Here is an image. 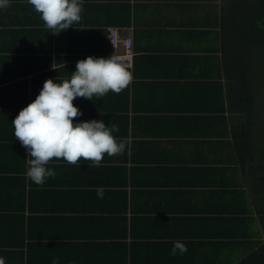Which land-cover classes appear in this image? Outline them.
I'll return each mask as SVG.
<instances>
[{
  "label": "crops",
  "instance_id": "1",
  "mask_svg": "<svg viewBox=\"0 0 264 264\" xmlns=\"http://www.w3.org/2000/svg\"><path fill=\"white\" fill-rule=\"evenodd\" d=\"M242 1L83 0L81 20L61 33L27 0L0 10V256L7 264L260 259L263 192L253 176L264 165L256 155L264 152V90L255 91L249 141L240 137L244 102L225 69V50H240L233 29L244 19ZM114 31L132 40V82L119 94L75 99L83 115L74 122L118 124L114 135L130 138V152L105 154L99 167L53 158L56 176L38 186L25 175L29 157L12 122L47 79H70L89 56L122 54L111 46ZM174 241L187 252L171 255Z\"/></svg>",
  "mask_w": 264,
  "mask_h": 264
},
{
  "label": "clouds",
  "instance_id": "2",
  "mask_svg": "<svg viewBox=\"0 0 264 264\" xmlns=\"http://www.w3.org/2000/svg\"><path fill=\"white\" fill-rule=\"evenodd\" d=\"M10 3L11 0H0V10L7 9ZM27 3L40 14L47 28L60 33L73 28L83 12V0H27ZM132 79L125 57L115 53L108 58L89 56L77 61L70 79L62 82L47 79L34 101L19 111L12 122L14 137L29 157L26 177L43 186L47 179L56 176L54 169L48 167L53 158L72 165L83 159L99 167L105 154L112 157L130 152V138L118 140L114 135L120 130L118 124L111 122L106 126L103 120L74 122L83 113L73 101L77 98L92 101L94 96L101 98L110 91L119 94ZM103 195L104 190L98 189L97 196ZM187 250L182 241H174L170 254L183 255ZM0 264H7L5 257L0 256ZM52 264H60L59 259L54 258Z\"/></svg>",
  "mask_w": 264,
  "mask_h": 264
},
{
  "label": "trees",
  "instance_id": "3",
  "mask_svg": "<svg viewBox=\"0 0 264 264\" xmlns=\"http://www.w3.org/2000/svg\"><path fill=\"white\" fill-rule=\"evenodd\" d=\"M238 8V14L244 19L233 31L239 36L240 50L232 53L225 50V69H229L226 74L227 81L236 84V95L244 102L245 109L243 107L242 112L248 120L245 126L247 129L240 132V137L247 135L250 141L255 124L253 115L255 91L256 88L264 90V0H243ZM261 154L263 158L264 152L256 150L257 156ZM258 170L253 180L261 184L260 191L263 192L259 202V218L264 233V165ZM256 255L260 259L253 264H264V246ZM253 257L249 256V259L240 264H252Z\"/></svg>",
  "mask_w": 264,
  "mask_h": 264
},
{
  "label": "built area",
  "instance_id": "4",
  "mask_svg": "<svg viewBox=\"0 0 264 264\" xmlns=\"http://www.w3.org/2000/svg\"><path fill=\"white\" fill-rule=\"evenodd\" d=\"M111 46L113 49H117L119 46L123 47V53L120 56L125 57L126 64L129 67L131 65L132 57L134 56L133 43L130 38L120 39L118 34L114 31L111 36Z\"/></svg>",
  "mask_w": 264,
  "mask_h": 264
}]
</instances>
